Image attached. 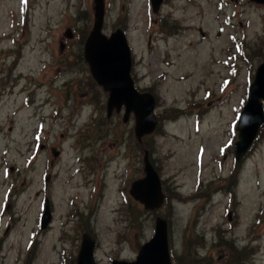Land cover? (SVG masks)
Returning <instances> with one entry per match:
<instances>
[{"label": "rangeland", "instance_id": "1", "mask_svg": "<svg viewBox=\"0 0 264 264\" xmlns=\"http://www.w3.org/2000/svg\"><path fill=\"white\" fill-rule=\"evenodd\" d=\"M104 2L102 32L125 31L134 84L156 99L160 126L142 145L166 203L153 211L129 194L145 150L133 115L107 117L84 60L93 0H0V224L11 216L0 264H76L85 233L95 264L132 261L156 216L173 264H232L227 242L244 249L242 264H264V124L234 154L264 57V0H163L156 12L149 0Z\"/></svg>", "mask_w": 264, "mask_h": 264}, {"label": "water", "instance_id": "2", "mask_svg": "<svg viewBox=\"0 0 264 264\" xmlns=\"http://www.w3.org/2000/svg\"><path fill=\"white\" fill-rule=\"evenodd\" d=\"M163 0H150L152 10L156 12ZM94 12L92 28L85 40L83 57L91 77L108 93L106 113H119L124 108L122 121L134 117V135L140 143L142 138L151 135L158 123L154 113L155 96L148 91H139L131 76L132 56L126 33L117 28L109 36L102 32L105 21L104 0H93ZM70 29L67 30V32ZM71 37V33L66 35ZM264 57L258 65L254 78L248 87V96L237 123L238 140L234 145L236 159L246 153L264 124ZM56 155L57 151L52 150ZM144 176L132 182L129 194L145 209H159L165 199L159 173L149 158V151L143 154ZM51 218L47 200L41 217L44 229ZM95 239L85 233L77 255L76 264H95L93 253ZM111 264H172L168 244V222L156 216L153 236L141 245L136 258L132 261L114 259Z\"/></svg>", "mask_w": 264, "mask_h": 264}, {"label": "trees", "instance_id": "3", "mask_svg": "<svg viewBox=\"0 0 264 264\" xmlns=\"http://www.w3.org/2000/svg\"><path fill=\"white\" fill-rule=\"evenodd\" d=\"M159 126H160V124L157 125V127H159ZM139 144H141V146H142V151L145 150V148L142 145L143 144V140ZM166 200H167V196L165 197V203H166ZM226 246H227V249H228V253L230 254L229 258L234 257L235 258V262L237 264H242L246 260V256L244 255V249L236 248L233 245L232 242H227ZM235 262H233L232 264H235ZM179 264H181V263L179 262Z\"/></svg>", "mask_w": 264, "mask_h": 264}, {"label": "flooded vegetation", "instance_id": "4", "mask_svg": "<svg viewBox=\"0 0 264 264\" xmlns=\"http://www.w3.org/2000/svg\"><path fill=\"white\" fill-rule=\"evenodd\" d=\"M41 147H44V145L43 146H41ZM52 149H54L53 147L50 149L51 151H52ZM77 161L80 163V165L82 164V157L81 156H79L78 157V159H77ZM79 169H80V167L79 168H73L72 169V171H71V173L69 174V176H70V178L72 179L73 177H75V176H77V173L79 172ZM74 171V173L72 174V172ZM84 183L85 184H89L90 183V181H84ZM46 187H47V185H46ZM7 200H8V197H7ZM7 204V203H6ZM8 208V204L6 205V207H5V210ZM3 217V216H2ZM5 217L6 218H4V225L2 224H0V227H2V226H4L3 227V229H4V235L5 234H7L10 230H11V226H10V218H11V216H9L7 213H6V215H5ZM40 218H41V215H40ZM40 232H46V230H41ZM2 241H3V237H0V244L2 243ZM31 241L29 240V243H30ZM81 244V243H80Z\"/></svg>", "mask_w": 264, "mask_h": 264}, {"label": "snow or ice", "instance_id": "5", "mask_svg": "<svg viewBox=\"0 0 264 264\" xmlns=\"http://www.w3.org/2000/svg\"><path fill=\"white\" fill-rule=\"evenodd\" d=\"M24 2H27V0H24Z\"/></svg>", "mask_w": 264, "mask_h": 264}]
</instances>
